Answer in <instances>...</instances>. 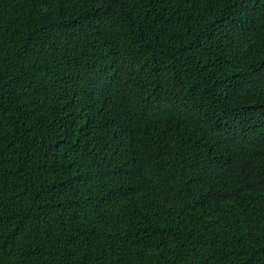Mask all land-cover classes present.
Wrapping results in <instances>:
<instances>
[{
	"label": "trees",
	"instance_id": "obj_1",
	"mask_svg": "<svg viewBox=\"0 0 264 264\" xmlns=\"http://www.w3.org/2000/svg\"><path fill=\"white\" fill-rule=\"evenodd\" d=\"M0 264H264V0H0Z\"/></svg>",
	"mask_w": 264,
	"mask_h": 264
}]
</instances>
